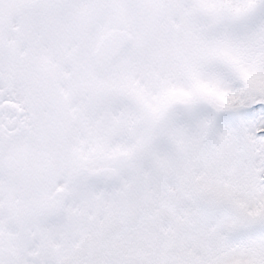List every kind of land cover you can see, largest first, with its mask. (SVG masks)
Instances as JSON below:
<instances>
[{
	"label": "snow or ice",
	"instance_id": "obj_1",
	"mask_svg": "<svg viewBox=\"0 0 264 264\" xmlns=\"http://www.w3.org/2000/svg\"><path fill=\"white\" fill-rule=\"evenodd\" d=\"M0 264H264V0H0Z\"/></svg>",
	"mask_w": 264,
	"mask_h": 264
}]
</instances>
